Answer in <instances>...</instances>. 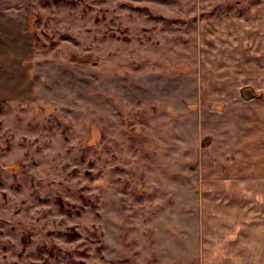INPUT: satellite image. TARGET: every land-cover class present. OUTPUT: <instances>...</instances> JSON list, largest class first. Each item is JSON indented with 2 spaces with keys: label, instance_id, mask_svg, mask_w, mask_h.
Masks as SVG:
<instances>
[{
  "label": "rangeland",
  "instance_id": "rangeland-1",
  "mask_svg": "<svg viewBox=\"0 0 264 264\" xmlns=\"http://www.w3.org/2000/svg\"><path fill=\"white\" fill-rule=\"evenodd\" d=\"M263 94L264 0H0V264H264Z\"/></svg>",
  "mask_w": 264,
  "mask_h": 264
},
{
  "label": "crops",
  "instance_id": "crops-1",
  "mask_svg": "<svg viewBox=\"0 0 264 264\" xmlns=\"http://www.w3.org/2000/svg\"><path fill=\"white\" fill-rule=\"evenodd\" d=\"M260 111L259 119L256 117L240 118V124L236 126L242 130L238 136L233 135L230 131L229 143L232 146H236L238 149L237 154H239L241 158V164L238 168L241 171H239L238 174L237 172L234 173L233 177L231 176L232 180L229 182V186L239 189L235 198L236 202L251 201L260 204V208L262 209L263 207L264 209V94L260 103ZM233 121L234 119L230 121V130L234 127ZM235 168H237V166ZM249 186H253L252 193H250L248 189ZM242 187H244L245 190ZM244 191L246 194H243ZM250 194L251 196H249ZM239 207L237 206L235 215L227 216L228 219L234 218L235 220L234 225L237 226V230H233L234 233L240 234L244 232L242 229L238 228L242 227L241 224H244L245 221L248 226L246 232L255 233V230L250 232V229L255 228V224L257 223L256 220H252L255 224L249 227L252 216L246 217L248 220L245 219L241 213L242 210H238ZM227 213L228 212H226V214ZM263 244L264 242L261 241L260 243L253 244L251 247H246L252 250L256 248L262 249Z\"/></svg>",
  "mask_w": 264,
  "mask_h": 264
}]
</instances>
